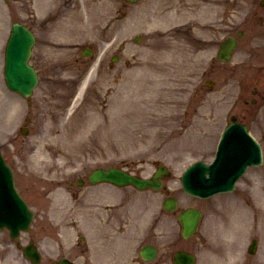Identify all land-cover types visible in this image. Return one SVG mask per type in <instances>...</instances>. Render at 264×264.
<instances>
[{
	"label": "rangeland",
	"instance_id": "rangeland-1",
	"mask_svg": "<svg viewBox=\"0 0 264 264\" xmlns=\"http://www.w3.org/2000/svg\"><path fill=\"white\" fill-rule=\"evenodd\" d=\"M5 1L0 0V11L4 12L0 17L2 20L0 23V147L16 169L17 184L30 199V204L36 212L31 229L22 234L21 241L27 243L30 239L36 240L44 256L41 264H51L59 252L58 248L60 253L64 251L59 247V243L66 247V244L62 242L64 239H60L56 233L55 223L59 217L57 206L61 204L66 215L68 214L70 203H74L70 196V190L72 193L77 191L79 195H83V198L107 194L110 195V204H115L126 198L141 199L142 203L143 200H146L149 209L152 208L156 212L158 219H156L157 226L154 233L149 237L150 225H148L149 227L142 225L136 230V233L139 234L137 245L141 244L143 240H152L162 247L163 251H166L167 247H171V249L186 247L198 254L197 264H216L212 262L211 257L209 258L210 249L214 247L215 240L226 241L234 238L231 226L239 227L234 226L239 222L236 219L235 210H230L228 217L226 212H221L222 220L216 219L213 211L206 210V222L202 224V229L191 239L183 240L180 238L181 226L177 219L179 210L159 213V207L160 200L167 194L178 197L181 201V208L188 205L200 206L204 203L205 206H208L206 202L190 197L183 192L180 174L191 160L198 156L205 157L210 153V149L212 152L214 151L216 139L224 125L210 132L212 123L208 122V131L204 130L206 133L201 142L193 139L191 133L196 130L195 122L204 120L200 117L202 114L206 115V118H210L208 114L211 113L192 112V102L195 96L190 97L187 112H183L185 119L182 112H169L170 114L164 115V112L155 109V112L148 113L149 120L147 122L139 119L136 126L134 123H128V133L123 129L126 124L122 126L120 119V115L123 113L120 112L119 105L121 104V92L128 91L131 87H142V81L139 80L135 83V79L140 75L142 62L146 58L161 65L172 64L171 68L177 69L187 66L192 61V56L188 58L185 51L182 55H186L188 60L178 63L179 59L175 57L169 61L166 42L160 43L156 39L162 35H168L171 30L180 28L179 24L183 21L179 20L172 25H167L169 23L167 16L160 15V17H155V21L158 22L156 25L153 24L152 19L150 20L149 23L153 25L151 32L148 21L144 24L145 16H143L150 10V6L153 7L149 0H139L137 3H130L126 0H75L77 5L75 4L72 10L73 0L70 2L54 0L46 6L44 13H49L44 17L38 10V0H8V5ZM224 1L222 9L218 6L214 22H211L210 19L203 21L204 17L201 19L205 29H214L213 34L206 30L204 33L200 31L195 34L198 38H201L202 34L205 37L204 50L199 51L208 52L209 41L207 39L213 37L211 42L215 52L216 45L224 38L228 30L232 32H236L238 28L247 30V35L241 39L240 48L231 62L218 63L211 57L202 60L207 68L204 75L217 78L221 82V89L226 93L223 95V99L232 101L236 96V85L231 84L234 92L229 95L227 92L228 83L233 79L245 82L244 78L249 76L248 71H250V67H253L252 61L264 62V16L263 19L261 16L257 17L255 12V8L260 7V0ZM54 2L64 3L53 5ZM217 5L219 4L217 3ZM249 9L251 13L254 10L256 15L253 16L254 19L248 13ZM74 10L79 21L83 20V24H80L79 27L81 30L76 31L75 34L80 36V41L69 45L77 50L68 51L67 49L70 48L68 45L57 44L65 46L62 51L67 52L66 55L58 54L45 42L46 40L49 42L50 33L57 35L53 37L56 41L62 40L60 32L50 31L66 28L64 21L72 18L71 14L74 13ZM55 13L56 16L52 20L54 25H51L45 19H49ZM11 21H26L40 36L34 63L39 70L41 81L29 98L10 91L4 80L2 41L5 42L4 39H6ZM164 24L165 26H163ZM228 24L232 27H228ZM160 30L165 32L161 35L159 34ZM136 34L142 35V40L139 43L134 41ZM168 36L177 38L174 34ZM85 44H92L95 47L96 54L101 56V64L92 74L86 94L75 101L76 91H73V88L69 91L67 88L74 75L77 76L75 82L83 71H89V67L92 66V60L83 63V68H77L78 65L75 63V58L80 51L77 45ZM120 44H124L122 49ZM181 46L187 52L193 51V46L190 44H181ZM115 52L120 53L119 61L108 63V57ZM252 55H254L253 60ZM71 61L72 63H70ZM170 73L174 83L183 82L174 71ZM50 76L63 79L65 82L61 81L62 85L52 87L49 83ZM195 78L197 79V77ZM124 83L127 85L125 88ZM180 85L181 87L176 88L177 93L185 91V84ZM48 87L52 88L51 97H48V91L45 92ZM241 104L237 103L233 109L240 111L237 113L241 114L243 118H246L245 112L248 114L247 122L250 121L255 133L257 132L259 138L261 137L264 142V125L257 118L258 112L264 113V107L256 106L251 111H246ZM228 111L229 106L226 105V108L220 113L227 117ZM29 112L31 114L29 131L24 135L21 130ZM138 113L142 114V112ZM180 118L183 119L180 120ZM180 121L185 122L187 127L184 128ZM190 126H192L191 129ZM57 147L59 152L56 151ZM39 152L44 155L46 169L37 173L43 177L46 175L52 177L49 181L44 180L43 186L47 190L42 195L37 194L30 182L31 171L35 172L32 161L36 153ZM157 161L168 165L173 172L171 176L165 178L164 184L167 188L161 189L158 194L142 193L132 186L119 188L108 183L91 185L86 182L84 186L76 185L73 188L69 186L70 180L85 177L96 167L120 166L136 174L150 176L155 170ZM39 169H43V167ZM260 170L255 168L244 176L231 197L244 196L249 199L252 191L257 189L254 187V183L258 177H262L261 172L259 173ZM121 190L126 191H122L121 194ZM129 190H132L133 193ZM81 210L83 209H79L77 212ZM107 214L108 212L106 220L110 217ZM99 218H102L101 213H99ZM240 219L245 222V217ZM67 222L70 223L69 219ZM61 233L69 241L73 242L76 239V234H73L71 229L68 236L66 230H62ZM3 234L4 232H0V258L5 264H30L23 256L22 251L16 245L11 244ZM125 240L129 243L128 237ZM247 241L248 239L243 237L244 245L247 244ZM137 245H135L134 251L128 250V247L125 250H120L117 257H121L124 251H129L135 253L133 258H136ZM262 248L264 250V239H262ZM164 254L160 261L163 260ZM124 258H128L127 253L124 254ZM133 261L137 264L135 260ZM160 261L149 264H159Z\"/></svg>",
	"mask_w": 264,
	"mask_h": 264
},
{
	"label": "water",
	"instance_id": "water-1",
	"mask_svg": "<svg viewBox=\"0 0 264 264\" xmlns=\"http://www.w3.org/2000/svg\"><path fill=\"white\" fill-rule=\"evenodd\" d=\"M31 39V34L24 26L15 24L13 27V36L7 50L6 77L8 80L11 79L13 85L21 89L25 94H28L31 91L32 86L36 82V74L34 72V69L27 63L30 52ZM100 176H98L97 178L114 181L119 184L134 182L138 186H144L145 182L144 180L138 179L126 172L115 168H111L109 171L104 172ZM181 218L185 222V234H190L191 231L194 230V227L196 225L198 212L193 209L188 210L185 217L181 216ZM27 220L28 216L26 214L24 218H21L20 213L13 214L10 217V223H16V227L20 226V221ZM192 259V256H187L188 261H192Z\"/></svg>",
	"mask_w": 264,
	"mask_h": 264
},
{
	"label": "bare ground",
	"instance_id": "bare-ground-1",
	"mask_svg": "<svg viewBox=\"0 0 264 264\" xmlns=\"http://www.w3.org/2000/svg\"><path fill=\"white\" fill-rule=\"evenodd\" d=\"M223 2H224L223 0H220L221 6L223 5ZM216 8L217 7H216L215 0H206L204 1V6H202V14H204L206 17L210 16V12L213 10H216ZM169 19H172V18L169 17ZM164 40L165 39H162L160 40V42ZM181 50H182L181 48L177 47L175 44H172L170 49L167 52V55L169 58L174 59L177 53H181ZM150 60L151 59L146 58L142 62V66H141L142 71L139 73L140 75L135 79V83H137L139 80L146 81L145 79H150L152 76L155 75L154 73L156 69H162V67H159L158 64ZM147 72H149V75L147 74ZM125 86L127 87V85H125L124 83V88ZM138 92L139 90L137 87H131L128 89V91L124 90L121 92V96H120L121 104L119 105H120V112H123V113L121 114L120 119L122 121L121 122L122 126L126 124L125 126H123V129L127 133L129 132V126L127 124L134 123V125L136 126V123L138 124V121H139V118L136 115L132 114L133 112H130V109H129V108H132V106L134 105ZM160 108L167 110V111L172 110V106L168 103L163 104ZM147 111H149V109L146 108L144 110L145 112L144 115H141L140 118L145 120L148 115V113H146ZM56 151L59 152L58 147L56 148ZM42 156H43L42 153H36L35 158L33 159V163L36 164V166L41 165Z\"/></svg>",
	"mask_w": 264,
	"mask_h": 264
}]
</instances>
